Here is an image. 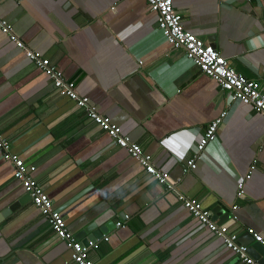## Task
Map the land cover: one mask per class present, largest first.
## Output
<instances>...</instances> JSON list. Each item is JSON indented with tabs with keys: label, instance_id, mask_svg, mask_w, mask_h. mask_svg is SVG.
<instances>
[{
	"label": "crops",
	"instance_id": "0c3cea01",
	"mask_svg": "<svg viewBox=\"0 0 264 264\" xmlns=\"http://www.w3.org/2000/svg\"><path fill=\"white\" fill-rule=\"evenodd\" d=\"M172 4L185 31L214 46L238 74L264 83V0ZM0 19L150 155L177 193L209 211L219 207L215 221L241 245L251 244L249 229L264 238V114L229 103L183 50L172 49L146 0H5ZM223 111L216 140L196 169L184 173L207 126ZM0 129L12 153L35 167L32 177L74 238L99 241L89 252L94 264H242L174 192L59 95L1 30ZM119 221L124 228L115 227ZM106 223L109 230L99 235ZM0 264H71L65 243L1 155Z\"/></svg>",
	"mask_w": 264,
	"mask_h": 264
},
{
	"label": "built area",
	"instance_id": "2783aa9c",
	"mask_svg": "<svg viewBox=\"0 0 264 264\" xmlns=\"http://www.w3.org/2000/svg\"><path fill=\"white\" fill-rule=\"evenodd\" d=\"M4 1L0 0V4ZM13 1L19 3L23 0ZM146 2L149 11L157 15V31L160 32L161 36L172 49L183 50L185 57L191 61L193 66L198 67L202 74L218 84L229 103L248 105L254 111L264 114V83H261V85L255 80H249L238 74L232 65L213 46L205 44L198 37L185 31L182 26L181 14L174 9L172 0H146ZM0 30L4 34H8L10 39L20 49H24L26 58L51 80L54 89L59 95L68 98L77 108L83 110L87 119L110 138L111 144L124 149L158 185L164 186L168 191L174 192L178 199L183 202L184 207L199 220L202 226L207 227L216 237L223 240L224 248L234 253L242 264H256L248 254V247L241 245L238 237L230 234L224 225L218 224L213 220L211 212L203 208L200 203L187 199L182 194L177 193L169 182L168 175L154 167L151 156L143 153L137 144L131 143L128 138L122 135L120 128L113 124L108 117L100 114L97 108L89 102L88 98L80 96L76 91L74 82L66 81L63 78L62 72L55 65L51 64L48 59H44L39 54L26 49L11 33V27L1 19ZM226 115L227 111H223L218 118L207 126L204 134L195 146L194 153L182 166L184 173L196 169V163L202 152H204L209 144L216 140L217 130ZM0 155L2 160L12 164L14 180L20 183L33 206L47 219L54 236L65 243L70 251L71 264H94L89 259V252L99 248V241L93 240L81 243L74 238L73 234L68 231L67 225L60 213L53 208L51 199L32 177L35 167L26 164L18 155L12 153L10 142L2 135L1 129ZM254 170L255 163L250 166L244 179L249 180ZM239 189H242V184L239 185ZM128 219L129 216H124L125 221ZM115 227L117 229L124 228V224L119 221L115 224ZM247 232L253 237V241L264 249V238L256 234L252 229H249ZM108 240L109 237H104L102 241L108 242Z\"/></svg>",
	"mask_w": 264,
	"mask_h": 264
},
{
	"label": "water",
	"instance_id": "95a60500",
	"mask_svg": "<svg viewBox=\"0 0 264 264\" xmlns=\"http://www.w3.org/2000/svg\"><path fill=\"white\" fill-rule=\"evenodd\" d=\"M214 47V46H213ZM27 195V194H26ZM28 196V195H27ZM29 197V196H28ZM24 200L22 199L20 201V203H22ZM17 207V205L11 206L10 207V211L14 210ZM211 215H212V219L215 220L216 217H218V213H220L219 207H214L211 211ZM222 213V212H221ZM228 215V214H227ZM226 215V216H227ZM105 217H102L99 219V221H103ZM98 221V222H99ZM97 222V223H98ZM105 229L103 227H100L98 230L99 235L104 234L107 230H109V225L106 223L104 225ZM95 236V234H93ZM249 238L252 240L251 244L247 245L248 246V254L250 255V257L253 258V260H258V256H262V259L259 260L258 264H264V250L262 248V246H260L259 244L255 243L253 241V237L250 235Z\"/></svg>",
	"mask_w": 264,
	"mask_h": 264
},
{
	"label": "clouds",
	"instance_id": "9594fccd",
	"mask_svg": "<svg viewBox=\"0 0 264 264\" xmlns=\"http://www.w3.org/2000/svg\"><path fill=\"white\" fill-rule=\"evenodd\" d=\"M261 246V245H260ZM248 247V246H247ZM264 250V249H263ZM252 258V257H251ZM253 259V258H252ZM255 261V260H254ZM257 264V263H256Z\"/></svg>",
	"mask_w": 264,
	"mask_h": 264
}]
</instances>
